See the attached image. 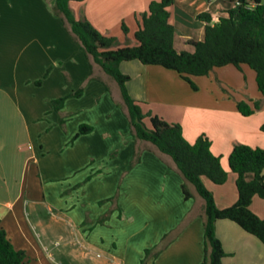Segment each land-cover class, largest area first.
Returning <instances> with one entry per match:
<instances>
[{
	"label": "crops",
	"instance_id": "1",
	"mask_svg": "<svg viewBox=\"0 0 264 264\" xmlns=\"http://www.w3.org/2000/svg\"><path fill=\"white\" fill-rule=\"evenodd\" d=\"M149 1L84 0L70 7L76 18L123 45L135 44L128 36ZM54 2L0 0V226L13 246L25 251L24 264H139L144 250L160 245L166 233L172 235L165 247L147 264H200L203 199L192 185L193 196L185 199L183 177L172 158L131 136L117 82L85 54L54 15ZM233 5L234 0H173L175 48L189 46L192 51L189 41L202 39L204 23L195 18L197 13L223 15ZM119 67L130 76L128 92L141 101L144 111L179 123L189 142L202 134L208 138L227 179L222 184L203 181L218 207L233 204L236 174L228 167L233 146L264 149V97L255 71L246 64L215 67L207 75L190 76L194 89L161 65L131 60ZM77 89L80 95L67 96ZM62 96L67 97L57 110L53 100ZM258 99L260 107L250 115L237 109L238 101L252 106ZM40 101L47 103L45 110ZM53 113L54 125L66 139L56 151H74L69 175L56 178L48 177L40 165L48 148L42 141L38 148L32 144L34 133L40 139L52 130L45 118ZM74 118L69 133L67 125ZM83 123L92 130L75 136ZM139 147V160L129 168ZM114 168H119L115 190L96 200L94 216L80 209L73 217V194L82 196L93 177ZM76 174L81 177L74 179ZM110 197L115 198L105 201ZM249 207L264 218V198L255 195ZM109 210V217L98 222ZM215 234L227 253L222 264H264L263 243L235 222L217 220Z\"/></svg>",
	"mask_w": 264,
	"mask_h": 264
},
{
	"label": "trees",
	"instance_id": "2",
	"mask_svg": "<svg viewBox=\"0 0 264 264\" xmlns=\"http://www.w3.org/2000/svg\"><path fill=\"white\" fill-rule=\"evenodd\" d=\"M81 1L84 0H55L53 13L65 23L85 54L117 82L132 137L152 144L172 158L183 177L181 190L185 199L193 196L191 185L203 199L204 256L200 264H222V258L227 255L215 234V223L219 219L235 222L264 245V218L249 207L255 195L264 198V149L240 143L233 146L228 156V167L236 174L237 199L229 206L218 207L203 179L222 184L227 179V171L220 156L211 152L208 138L202 134L189 142L183 136L179 123L167 122L150 111H144L141 101L128 92L126 83L129 75L121 72L119 67L122 61L131 60L161 65L176 71L196 89L190 76L207 75L215 67L227 64L236 67L246 64L255 71L257 89L264 97V0H234V5L224 10L223 15L208 11L197 13L195 18L204 23V33L202 39L189 41L192 51L177 50L174 46L173 0H150L147 10L138 18V27L133 33L135 44L123 45H117L115 37L98 31L89 21L74 16L70 3ZM121 28L124 33L128 32L124 22ZM80 93L81 89H77L67 96ZM67 96L53 100L55 109L62 107ZM236 106L246 116L260 107V100H253L252 106L238 101ZM91 130V125L80 124L75 136ZM139 153L140 147L129 168L138 162ZM114 198H106L105 201ZM110 213L111 210L98 222L102 223ZM170 235L164 234L160 245L145 249L139 264H147L149 257L156 256ZM25 257V251L16 249L0 226V264H24Z\"/></svg>",
	"mask_w": 264,
	"mask_h": 264
},
{
	"label": "rangeland",
	"instance_id": "3",
	"mask_svg": "<svg viewBox=\"0 0 264 264\" xmlns=\"http://www.w3.org/2000/svg\"><path fill=\"white\" fill-rule=\"evenodd\" d=\"M49 1L52 2L53 0H49ZM128 37H129L128 40L134 39L133 35H129ZM116 43H117V45L119 43L117 41V39H116ZM122 43H127V42H122ZM177 47L182 48V49H186L188 51L191 50V48L189 46H181L180 45ZM120 70H121V72H123V70L121 68H120ZM124 74H126V73H124ZM129 78H130V76H129ZM112 86H113V84H112ZM46 104L47 103L45 101H40V105L42 106L43 110L46 109ZM120 104L123 105L122 98H121ZM122 108H124V107H121V109ZM45 119L51 122L52 130L49 133L44 134L42 136V138H40V139L37 138V134L34 133L33 134V141H32V144L33 145L35 144L34 146H36V147L38 146L39 141H42L44 146L47 147L49 150V154H47L45 156V158L41 161L40 165L44 169L45 174L48 177L56 178V177H63V176L69 175V171H71V167L73 166V163H71L72 162L71 160L73 159V152L74 151H72V150L65 151L62 154H60L56 151V147H58V145H60L66 141V139L64 137L65 135L61 131V129L59 128L58 124L54 125V113L52 115H49V117H47ZM45 121H44V123H45ZM75 123H76L75 118L73 120H69L68 125H67L68 126L67 131L69 133H72V129H73V126ZM128 129H129V133L131 134L130 125H129ZM115 165L116 166L119 165V161H118V163L116 162ZM118 169L119 168L110 169L109 170L110 172L107 174L102 173L100 175H96L95 177H93V180L87 185V187L85 189V193L82 196L73 194V196L71 198H73L72 201L74 203H76V207H77L76 210H73V213L71 214V215H73V217L78 216V212L80 209H82L83 211L89 210L90 213L94 216V214L98 210V205L96 204V200L102 196H106L107 194L114 192L117 181L119 179ZM86 173L87 172H85V174ZM79 174H81V176H82V175H84V172H81ZM79 174H76L74 176V179L81 177ZM63 183H66V182H63ZM58 198L59 197H53V198H51V200L56 201V200H59ZM74 214H75V216H74Z\"/></svg>",
	"mask_w": 264,
	"mask_h": 264
}]
</instances>
